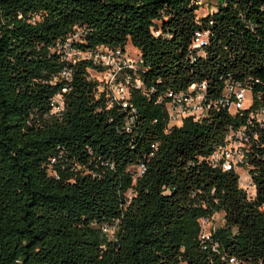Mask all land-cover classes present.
<instances>
[{
    "label": "trees",
    "instance_id": "1",
    "mask_svg": "<svg viewBox=\"0 0 264 264\" xmlns=\"http://www.w3.org/2000/svg\"><path fill=\"white\" fill-rule=\"evenodd\" d=\"M201 10L194 0H0V264H264V148L250 160L254 198L236 170L210 161L249 116L222 105L227 80L264 102V0ZM78 27L75 48L133 45L143 57L131 128L90 78L97 65L66 60ZM197 31L209 33L199 50ZM204 81L208 113L170 126L168 93ZM220 212L224 225L203 238Z\"/></svg>",
    "mask_w": 264,
    "mask_h": 264
},
{
    "label": "built area",
    "instance_id": "2",
    "mask_svg": "<svg viewBox=\"0 0 264 264\" xmlns=\"http://www.w3.org/2000/svg\"><path fill=\"white\" fill-rule=\"evenodd\" d=\"M208 0H194L201 9H204ZM213 11V10H212ZM83 30L76 28L70 32L66 38L65 47L66 60L76 64L82 59L91 60L97 68L91 72L90 78L98 82L100 94L105 93L108 104L111 107L119 106L129 113L128 129L136 120L137 108L131 101L133 89H144L142 70L144 67L143 57L137 52L133 54L129 48H101L88 51L74 46L83 39ZM160 32L157 31L156 34ZM209 33L197 31L193 48L202 49L207 45ZM62 77L67 81L73 80V69L67 66L62 71ZM69 88H63L67 92ZM207 82L193 83L189 90L184 92L171 91L168 93L167 102L169 108L170 126L181 125L189 116L201 118L206 115L211 108L207 99ZM252 93L251 86L239 81L227 80L225 97L221 101L227 107L229 113L236 115L248 111L249 116L246 121L239 126L230 128L224 141L214 149L210 161L213 167L223 171H232L243 166L249 172L248 187L244 188L250 198L256 196V189L251 175V158L258 154V148H264V102L261 96L253 95V104L245 106L247 92ZM163 100V99H161ZM160 100V101H161ZM53 112L62 115L66 109L62 94L56 95L52 100ZM234 109L237 111L234 112ZM256 153V154H255ZM209 220H205L204 224ZM214 230L216 227H212ZM105 228V231H109ZM203 238L210 239L211 231L204 232ZM235 263V259H232Z\"/></svg>",
    "mask_w": 264,
    "mask_h": 264
},
{
    "label": "rangeland",
    "instance_id": "3",
    "mask_svg": "<svg viewBox=\"0 0 264 264\" xmlns=\"http://www.w3.org/2000/svg\"><path fill=\"white\" fill-rule=\"evenodd\" d=\"M223 0H208L205 8L203 10H201L200 14H205L206 12H210L212 10L217 9L218 5L222 2ZM130 48V52H132L133 54L137 53V49L135 46L133 45H129ZM253 104V95L252 93L249 91L247 92V96H246V100H245V106L246 107H250ZM237 110L234 109V112H236ZM238 173L240 175V182L242 187L247 188L249 181H248V176H249V172L247 171V169L243 166L238 168ZM224 213L220 212L217 213L215 216V219L213 220L212 224L206 223L204 224V232H209L211 230V227H220L222 225H224ZM212 225V226H211Z\"/></svg>",
    "mask_w": 264,
    "mask_h": 264
}]
</instances>
